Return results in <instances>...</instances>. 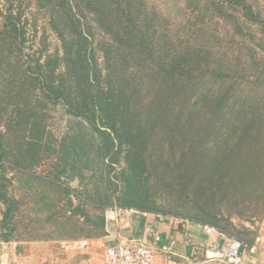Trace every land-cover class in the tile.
Masks as SVG:
<instances>
[{
    "label": "trees",
    "instance_id": "obj_1",
    "mask_svg": "<svg viewBox=\"0 0 264 264\" xmlns=\"http://www.w3.org/2000/svg\"><path fill=\"white\" fill-rule=\"evenodd\" d=\"M27 1L0 0V200L10 173L55 160L49 218L59 238L92 240L110 208L157 212L130 192L135 180L176 179L193 214L173 217L253 244L264 218V0H36L43 32Z\"/></svg>",
    "mask_w": 264,
    "mask_h": 264
},
{
    "label": "crops",
    "instance_id": "obj_2",
    "mask_svg": "<svg viewBox=\"0 0 264 264\" xmlns=\"http://www.w3.org/2000/svg\"><path fill=\"white\" fill-rule=\"evenodd\" d=\"M251 229L256 232L253 244L259 248L255 253L243 248L242 264H264V218ZM153 233L161 238L156 245L155 264H205L202 254L194 256L195 249L202 251L222 243L218 232L207 234L203 224L197 222L183 225L173 218H160L154 213L123 212L120 216L110 212L106 235L92 239L90 251L65 254L58 243L4 242L0 243V264H104L107 245L115 244L120 238H134L155 245Z\"/></svg>",
    "mask_w": 264,
    "mask_h": 264
},
{
    "label": "rangeland",
    "instance_id": "obj_3",
    "mask_svg": "<svg viewBox=\"0 0 264 264\" xmlns=\"http://www.w3.org/2000/svg\"><path fill=\"white\" fill-rule=\"evenodd\" d=\"M151 1H155V3H166L168 8L177 2V0ZM25 3L30 7L29 12L33 15L36 14L35 22L39 25L38 29L43 32L45 30V16L40 12L37 1L28 0ZM2 95L4 98L5 94ZM60 113H62V111L59 109L55 112L56 116L60 115ZM64 126V123H60L59 125L56 124L54 132L58 134L57 128L60 127L64 129ZM55 163V160L49 162L41 160L40 165L34 168L35 172H30L29 174H9V177L12 179V184L8 188L9 203L6 204L0 200V243L5 242L3 234L10 233L8 229L3 227L4 218L9 208L12 209L11 221L16 229L12 234L13 239L9 241L10 243L60 244L63 241L75 240L67 236L59 238L58 235L60 230L56 231L57 225L49 218V198H59L58 195L53 194V186L49 183V173H54L53 171L56 170ZM63 181L73 189L79 188L78 180L69 181L63 178ZM134 182L135 186L131 188L130 192L133 195H138L142 202L145 199V204L144 202L143 204L146 205V207L155 208L157 212L154 214L170 218L173 217V215L189 217L193 214L191 208L192 204L189 203L187 198L188 190L183 191L181 186H177L179 183L178 180H171L169 178L164 184L158 183L159 186L150 183L142 185L143 183L140 180H135ZM120 209L122 208H110L106 211V218L108 219V214L110 212H114L118 215Z\"/></svg>",
    "mask_w": 264,
    "mask_h": 264
},
{
    "label": "built area",
    "instance_id": "obj_4",
    "mask_svg": "<svg viewBox=\"0 0 264 264\" xmlns=\"http://www.w3.org/2000/svg\"><path fill=\"white\" fill-rule=\"evenodd\" d=\"M123 212H136L135 209H120L119 215ZM163 218V215H159ZM183 225H188L189 220L171 217ZM203 229L207 234L218 232L222 243L218 247L210 249H204L202 251L197 248L194 251V256L198 257L202 254L204 257L203 263L208 264H242V249H248L250 253H255L259 246L257 244L248 245L235 237H232L226 233L219 232L215 228L203 225ZM153 241L155 245H151L148 241L138 239L120 238L115 244H109L106 247L104 255V264H155L156 249L161 242V238L158 234L153 233ZM63 253H76L80 251L91 250V240L89 239H77L63 241L60 243ZM167 252V251H166ZM168 253V252H167Z\"/></svg>",
    "mask_w": 264,
    "mask_h": 264
}]
</instances>
